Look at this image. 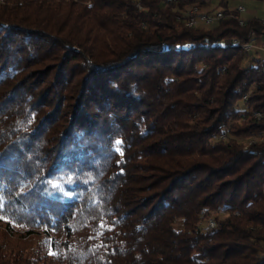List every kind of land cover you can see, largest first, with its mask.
<instances>
[{
	"label": "trees",
	"instance_id": "trees-1",
	"mask_svg": "<svg viewBox=\"0 0 264 264\" xmlns=\"http://www.w3.org/2000/svg\"><path fill=\"white\" fill-rule=\"evenodd\" d=\"M1 1L0 264H264V141L243 144L264 132L245 50L263 20L230 0L196 28L179 15L212 0ZM53 8L94 18L107 54L55 34Z\"/></svg>",
	"mask_w": 264,
	"mask_h": 264
},
{
	"label": "rangeland",
	"instance_id": "rangeland-1",
	"mask_svg": "<svg viewBox=\"0 0 264 264\" xmlns=\"http://www.w3.org/2000/svg\"><path fill=\"white\" fill-rule=\"evenodd\" d=\"M2 2H0L1 4ZM237 6H242L244 8V11L241 12L242 18H249V17H256L260 20H264V0H230L228 3V8H236ZM216 9H223V5H220L219 0H212L210 3H208V10H216ZM43 16L48 18L53 32L56 34H67L70 35L73 38L79 39L84 44H87L89 47L95 50L97 54H107V48L105 46V42L107 43V40H105V31L95 29V19L92 17H89L86 15L84 17V26L83 21L80 18L73 17L72 15L66 14V11L59 12L58 10H55L54 8L52 11L45 10L42 12ZM91 28L92 30H90ZM90 30V31H88ZM96 30V31H95ZM59 31H62L59 33ZM254 51H251L250 53L258 51L257 56L264 57V52L261 50V44L259 47H254ZM254 113L255 117H260ZM264 141V132L257 133L256 135H253L252 137L245 139L243 141L244 145L254 143V142H263ZM2 213H0V226H2L5 223V219L1 216ZM205 215V211H203V216ZM227 216V214H220L218 217L219 220L224 219ZM215 213L212 212L210 216L203 219L200 222V227L203 231H209L210 223L215 221ZM182 224L181 221H178L176 223L177 228H181ZM216 227V225H215ZM16 228V227H15Z\"/></svg>",
	"mask_w": 264,
	"mask_h": 264
},
{
	"label": "built area",
	"instance_id": "built-area-1",
	"mask_svg": "<svg viewBox=\"0 0 264 264\" xmlns=\"http://www.w3.org/2000/svg\"><path fill=\"white\" fill-rule=\"evenodd\" d=\"M1 1V0H0ZM172 0H165V2H171ZM238 11L241 13L244 11V8L242 6H238ZM224 14L221 9L211 10V11H205L200 6H193L189 8V12H183L181 15H179V20H189L192 21H200L201 26H212L218 21H220L223 18ZM242 24V21L239 22ZM264 23V21H263ZM248 48L251 51H254V47L251 44H247ZM261 50L264 52V39L261 42ZM257 116H260L259 113L255 114ZM215 223H210V228H214Z\"/></svg>",
	"mask_w": 264,
	"mask_h": 264
},
{
	"label": "bare ground",
	"instance_id": "bare-ground-1",
	"mask_svg": "<svg viewBox=\"0 0 264 264\" xmlns=\"http://www.w3.org/2000/svg\"><path fill=\"white\" fill-rule=\"evenodd\" d=\"M0 2H2V1H0ZM187 12H189V10ZM183 21L185 22L186 27H189V28H196V27L201 26V22L200 21H192V22H190L189 20H183ZM245 50L248 51V52L250 51L248 46L245 47Z\"/></svg>",
	"mask_w": 264,
	"mask_h": 264
},
{
	"label": "snow or ice",
	"instance_id": "snow-or-ice-1",
	"mask_svg": "<svg viewBox=\"0 0 264 264\" xmlns=\"http://www.w3.org/2000/svg\"><path fill=\"white\" fill-rule=\"evenodd\" d=\"M117 143H119V142H117ZM117 151H119V148H117Z\"/></svg>",
	"mask_w": 264,
	"mask_h": 264
},
{
	"label": "crops",
	"instance_id": "crops-1",
	"mask_svg": "<svg viewBox=\"0 0 264 264\" xmlns=\"http://www.w3.org/2000/svg\"><path fill=\"white\" fill-rule=\"evenodd\" d=\"M264 21V20H263Z\"/></svg>",
	"mask_w": 264,
	"mask_h": 264
}]
</instances>
